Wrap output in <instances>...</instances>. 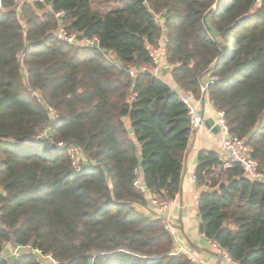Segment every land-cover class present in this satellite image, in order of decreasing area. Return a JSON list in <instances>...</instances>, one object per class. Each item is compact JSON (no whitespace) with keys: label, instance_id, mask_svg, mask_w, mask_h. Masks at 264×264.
I'll list each match as a JSON object with an SVG mask.
<instances>
[{"label":"trees","instance_id":"1","mask_svg":"<svg viewBox=\"0 0 264 264\" xmlns=\"http://www.w3.org/2000/svg\"><path fill=\"white\" fill-rule=\"evenodd\" d=\"M46 1L66 12L69 31L97 37L123 68L53 37L55 19L41 5L1 1L0 252L31 244L59 264H194L173 251L162 220L137 207L146 205L144 189L166 200L181 190L192 132L178 89L224 111L230 134L246 140L264 170V0L217 8L219 0ZM159 12L174 90L126 71L151 64L146 46L161 39ZM205 77L216 80L202 93ZM47 126L91 165L75 172L65 152L37 138ZM218 165V153H198L197 183L211 189L197 201L200 231L237 264H264V185L239 164ZM139 171L144 189L133 183ZM10 264L38 263L24 254Z\"/></svg>","mask_w":264,"mask_h":264},{"label":"built area","instance_id":"2","mask_svg":"<svg viewBox=\"0 0 264 264\" xmlns=\"http://www.w3.org/2000/svg\"><path fill=\"white\" fill-rule=\"evenodd\" d=\"M1 1L2 0H0V8ZM25 3L30 5H41L44 12L49 13L53 16L56 22L55 29L52 31L53 37L73 47L95 49L109 63L119 67L120 63L118 62L114 53L109 49L103 48L100 45L99 39L97 37H84L77 32H71L68 30L67 24L64 20L66 16V12L64 10H55L53 6L46 0H15V5L18 7ZM162 15L163 14L161 12L153 14L154 22L158 24L162 29L161 34L164 33ZM165 42L166 39L163 35L158 45H147L146 50L151 64L149 66H142L140 68L129 66L126 70L127 73L132 78H134L140 72H148L158 78H161L162 65L164 62ZM214 80H216V78L208 79L207 77H205L200 84V91L203 93L205 91L207 83ZM175 91L177 92L180 101L186 106L191 132H194L203 125V117L200 113V107L203 103V99L201 97L196 98L194 93L190 90L185 91L178 89ZM32 94L35 97L39 98V95L36 91H33ZM47 109L50 115V121L51 123H54L58 117V113L54 108L50 106L47 107ZM214 126L218 127L217 136L220 143V151L218 152L219 165L216 166L215 171L218 172L221 169H228L232 167L233 164H239L245 177H247L250 181L264 185V170L260 168L258 161L251 156V149L246 143V140L240 139L230 134L224 111H216ZM37 138L48 139L55 151L65 152L69 158L70 166L75 172H82L91 165V161L86 158L79 146L68 141L53 139L50 134V126H47L37 136ZM193 180L197 182L195 174L193 175ZM133 183L136 187L144 189V186L141 184L138 177L134 180ZM203 187L204 189H209L208 186ZM149 203L156 209L157 212L161 213L165 211L169 207V205H171L172 200L160 199L152 195ZM161 220L163 222L164 228L172 236L174 233L173 226L169 221L165 219ZM206 239L210 249L216 255L231 263L237 264L236 262L231 260L227 252L223 248H221L214 240L209 238ZM5 249H7L8 252L5 253L4 250L0 252V263L5 262V264H10L13 260L20 258L24 254H29L35 259L38 264H59L58 259L55 258L52 253L44 252L39 247L32 246L31 244L16 246L7 244Z\"/></svg>","mask_w":264,"mask_h":264},{"label":"crops","instance_id":"3","mask_svg":"<svg viewBox=\"0 0 264 264\" xmlns=\"http://www.w3.org/2000/svg\"><path fill=\"white\" fill-rule=\"evenodd\" d=\"M163 35L165 36V32L161 34V37ZM160 79L165 81L173 90L177 88L169 70L166 68L165 61L162 65ZM200 113L203 117V125L190 135L183 162L180 192L172 200L171 205L165 211L159 213L149 203L152 194L144 189L146 205L137 208L146 215L169 221L174 230L172 235L174 240L173 251L185 254L194 264H234L216 255L210 249L206 237L200 231L197 201L204 187L193 180L197 156L202 150L216 153L220 151L217 129L214 126L216 110L208 99H205L201 104ZM127 125H130L128 120ZM138 178L142 183L141 171L138 173ZM3 250L5 253L8 252L5 248Z\"/></svg>","mask_w":264,"mask_h":264},{"label":"rangeland","instance_id":"4","mask_svg":"<svg viewBox=\"0 0 264 264\" xmlns=\"http://www.w3.org/2000/svg\"><path fill=\"white\" fill-rule=\"evenodd\" d=\"M91 1L94 8L101 7L105 3L104 0H91ZM23 75H25V73Z\"/></svg>","mask_w":264,"mask_h":264},{"label":"water","instance_id":"5","mask_svg":"<svg viewBox=\"0 0 264 264\" xmlns=\"http://www.w3.org/2000/svg\"><path fill=\"white\" fill-rule=\"evenodd\" d=\"M219 3H220V0L216 3L215 8H217V7L219 6ZM119 67H120V68H123V64H119ZM215 128H216L217 131H218V127H215ZM207 191H211V189H207Z\"/></svg>","mask_w":264,"mask_h":264}]
</instances>
